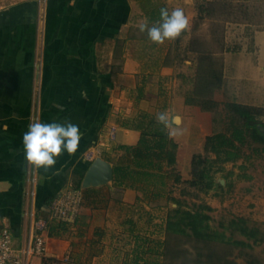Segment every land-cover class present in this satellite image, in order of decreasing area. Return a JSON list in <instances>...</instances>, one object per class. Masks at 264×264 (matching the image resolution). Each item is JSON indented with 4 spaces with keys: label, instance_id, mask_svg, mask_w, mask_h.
<instances>
[{
    "label": "crops",
    "instance_id": "obj_1",
    "mask_svg": "<svg viewBox=\"0 0 264 264\" xmlns=\"http://www.w3.org/2000/svg\"><path fill=\"white\" fill-rule=\"evenodd\" d=\"M3 1L0 230L8 228L14 246L21 247L32 238L37 220L48 221L46 261L26 259L23 264H150L176 207L171 198L179 184L171 176L167 179V170L175 167L180 181L190 180L192 157L203 154L205 139L212 133L188 116L200 115L201 110L182 102L175 91L176 67L165 63L172 40L159 45L147 33L135 32L141 23L155 24L161 8L171 12L175 1L181 9L190 8L193 0ZM224 72L230 102L264 108V31L256 32L250 50L224 55ZM162 112L180 117L179 128L172 126L180 134L170 136L172 129L165 128L177 148L174 166L164 164V182L116 183L114 167L133 160L121 147H135L140 141L141 132L135 128L140 116L156 120ZM35 121L78 125L76 153L64 151L52 168L34 169L25 158L23 135ZM186 150L183 172L181 156ZM96 157L112 165L113 179L84 187V176ZM240 169L229 163L228 179L215 180L219 191L209 196L212 207L221 205L216 192L233 184L229 208L256 221V212L264 210V186L255 182L253 172L244 168L245 175ZM66 190L80 193V209L65 231L50 236V224L57 222L50 220V208ZM259 218L264 222V214Z\"/></svg>",
    "mask_w": 264,
    "mask_h": 264
},
{
    "label": "rangeland",
    "instance_id": "obj_2",
    "mask_svg": "<svg viewBox=\"0 0 264 264\" xmlns=\"http://www.w3.org/2000/svg\"><path fill=\"white\" fill-rule=\"evenodd\" d=\"M3 2L8 3L10 0ZM178 3V1H175L174 5L172 3L170 7L172 9L181 8ZM182 9L189 19V27L179 38L172 40L165 62L166 64L173 63L176 67L174 74L176 79L175 91L185 104H187L188 99L198 95V93L203 98H211L216 103V107L212 111H204L199 106L193 105L198 107L202 113L198 115L193 112L188 116L203 124L208 133L229 134L231 130L241 124V121L235 119L226 107V104L231 101V96L227 83L224 84V55L229 52L250 50L256 32L264 31V0H193L190 8ZM146 33V31H138L135 32V35L144 36ZM213 72L221 76V85L216 88H213L214 83L216 84L214 79L212 80ZM211 80L214 82L213 85L210 82ZM260 109L261 115L259 118L264 121V108ZM147 120H145V123H147ZM259 147L260 145L247 140L246 143L239 146V151L234 153V155H238L235 160L222 162L226 156L221 153L218 161L200 164L198 169L205 170L212 180L211 188L208 190L200 189L199 186H190L189 180L179 181L177 183L179 188L175 191L176 196L171 198V201L176 205L178 204L183 210L199 211L208 215L210 217L208 221L210 229L218 236L210 242L211 245L218 253L230 252L232 254L231 258L237 264H246L250 256L259 259L264 264V222H261L259 218L264 214L263 207L262 211L256 212L255 215L258 216L256 221L233 213L229 208V201L235 192L233 191V184L230 187L227 184L226 189L220 193L216 192L218 199L221 196L220 207L213 208V198L209 196H212L215 191H219V185L216 182L218 177L228 179L229 175L226 174V169L229 167V163L241 167L240 171L243 174H245L246 169L253 172V176H255L253 178H256L255 182L263 187L264 155ZM202 153V157L211 159L214 157L213 154H207L204 151V145ZM187 155L188 150L181 156L180 165L183 172L185 171L184 167L188 165L185 157ZM167 172L166 177L169 181L174 179V175L178 174L175 167L167 170ZM191 177L190 171V179ZM207 181L208 179L203 180L204 183ZM240 185V190L244 189V183ZM262 191L260 193L264 194V187ZM260 196L258 193V198L261 199ZM207 202H210V204H207ZM241 212L239 211V213ZM238 219H246V222H241ZM244 228L247 230L243 231ZM261 237L263 242L256 243L254 241ZM246 239L251 247L227 245L225 243L226 240L232 243V241H246ZM181 241L183 243L179 244L177 249L180 247V251L186 250L187 254L182 253L184 255H180L178 259L173 260L172 264H197L199 261L200 264H206L203 257L200 259L198 257V252L200 253L198 250L202 246L196 245L191 237H182ZM163 261L165 262L166 259L163 258Z\"/></svg>",
    "mask_w": 264,
    "mask_h": 264
},
{
    "label": "trees",
    "instance_id": "obj_3",
    "mask_svg": "<svg viewBox=\"0 0 264 264\" xmlns=\"http://www.w3.org/2000/svg\"><path fill=\"white\" fill-rule=\"evenodd\" d=\"M213 79L216 84L212 81ZM212 80L210 82L212 85L214 83L213 88L221 85V76L217 75V73H212ZM187 104L199 106L204 111H212L216 107V103L211 98H203L200 93L188 99ZM226 107L235 119L241 121V124L231 130L229 134L214 133L206 137L204 151L207 154H213L214 157L211 159L209 157H202L201 154L193 155L191 160L192 177L188 181L190 186H199L200 189L205 190L210 189L212 186L210 176L205 170H199L198 166L207 162L218 161L221 153H224L226 156L222 162L235 160L238 155H234V153H237L239 146L246 143L247 140H250L253 144L260 145L259 150L264 153V121L259 118L261 109L235 102L227 103ZM140 119V122L135 126L141 132L138 145L135 147H121L126 154L132 156L133 160L131 165H117L114 167V181L116 183L123 184L126 180L130 181L126 185L130 184V186L134 185V183L150 180L163 183L164 164L167 167H171L176 162L175 154L177 145L169 139L164 125L158 123L153 118L148 119L144 114L140 116ZM145 120H147V125L143 126L142 124H145ZM205 179H208L206 183L203 182ZM179 181L180 176L178 174L174 175V182L178 183ZM209 219L210 217L206 214H202L199 211L183 210L177 204L168 215L164 241L159 246L150 264H172L171 262L173 260L178 259L180 255H184L182 253L187 254L186 250L180 251V247L177 249V246L183 243L181 241L182 237H191L196 242V245L199 244L202 246L198 250L200 251V253L198 252V257L199 259L203 257L206 264H237L231 258L232 254L230 252L218 253L214 246L211 245L210 242L218 236L210 229L208 224ZM238 220L246 222V219ZM66 224L62 222L50 224V236L56 235L60 231H65ZM242 230L245 231L247 229L244 228ZM254 241L256 243L263 242V238L261 237ZM247 242V239L246 241H232V243L228 240L225 241L227 245L233 244L235 246L251 247ZM163 258L166 259L165 262ZM197 264H200V261ZM246 264L263 263L259 259L250 256Z\"/></svg>",
    "mask_w": 264,
    "mask_h": 264
},
{
    "label": "clouds",
    "instance_id": "obj_4",
    "mask_svg": "<svg viewBox=\"0 0 264 264\" xmlns=\"http://www.w3.org/2000/svg\"><path fill=\"white\" fill-rule=\"evenodd\" d=\"M189 19L183 9L175 8L171 12L167 8L160 9V19L151 27L147 22L139 24L141 32L147 31L149 39L156 44L162 45L166 40H175L188 29ZM158 123L165 128L172 129L173 125H180V117L169 118L167 112L158 113ZM180 134L176 129L169 132L170 136ZM81 133L78 125L66 122L64 124L52 122L41 123L35 121L29 125L28 131L23 135V148L25 158L34 169L52 168L56 159L67 151L69 155L76 153Z\"/></svg>",
    "mask_w": 264,
    "mask_h": 264
},
{
    "label": "built area",
    "instance_id": "obj_5",
    "mask_svg": "<svg viewBox=\"0 0 264 264\" xmlns=\"http://www.w3.org/2000/svg\"><path fill=\"white\" fill-rule=\"evenodd\" d=\"M81 195L78 191H64L52 204L49 211L50 220L69 223L78 213ZM47 220L39 219L34 223L32 238L21 247H15L13 237L8 228L0 230V264H23L26 259L34 258L46 261Z\"/></svg>",
    "mask_w": 264,
    "mask_h": 264
},
{
    "label": "water",
    "instance_id": "obj_6",
    "mask_svg": "<svg viewBox=\"0 0 264 264\" xmlns=\"http://www.w3.org/2000/svg\"><path fill=\"white\" fill-rule=\"evenodd\" d=\"M113 179V167L112 165L101 159L100 157H96L91 165L89 166L84 179L83 186L84 187H96L100 185H106L111 182Z\"/></svg>",
    "mask_w": 264,
    "mask_h": 264
}]
</instances>
